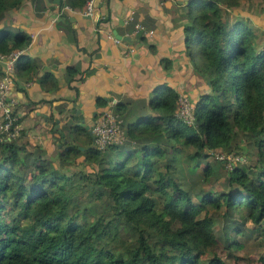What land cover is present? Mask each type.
Wrapping results in <instances>:
<instances>
[{
  "label": "trees",
  "instance_id": "16d2710c",
  "mask_svg": "<svg viewBox=\"0 0 264 264\" xmlns=\"http://www.w3.org/2000/svg\"><path fill=\"white\" fill-rule=\"evenodd\" d=\"M63 1L82 8L85 0ZM21 2L0 0V22ZM100 2L107 8L110 0ZM238 3L182 5L184 51L206 87L193 102L191 123L176 115L177 91L161 81L145 103L152 114L128 119L123 104H111L122 119L120 143L97 149L79 123L68 126L51 155L18 136L0 140V264H231L213 250L217 219L208 207L221 212L227 250L240 246L236 233L264 241V44L257 46L242 14L226 20L223 9ZM28 42L24 29L0 23V52L18 50L15 72L31 65ZM64 72L68 82L82 71L66 65ZM51 76L36 78L43 85ZM104 103L97 95L95 107ZM81 131L85 144L77 141ZM218 148L236 162L216 157ZM209 155L224 168V186L192 190L186 177ZM250 155L253 162L240 161ZM204 160L203 178L212 171ZM258 259L264 264V252Z\"/></svg>",
  "mask_w": 264,
  "mask_h": 264
},
{
  "label": "crops",
  "instance_id": "0c3cea01",
  "mask_svg": "<svg viewBox=\"0 0 264 264\" xmlns=\"http://www.w3.org/2000/svg\"><path fill=\"white\" fill-rule=\"evenodd\" d=\"M58 1L38 0L34 5L32 0H22L17 8L8 9L0 22L11 30L24 29L29 35L23 51L31 65L24 72L14 71L8 93L19 125V143L38 144L51 155L57 151L59 141H65L68 126L78 121L75 110L88 117L92 110L111 108L112 103L120 102L126 117L135 119L141 113L154 112L148 107L143 111V103L158 82L188 93L193 101L206 89L184 51L181 13L185 0H110L107 8L94 0L95 6L100 2L98 11L104 14L98 22L82 13V8ZM244 12L241 14L248 16ZM128 14L132 19L123 22ZM133 21L142 24V31L133 29ZM107 31L127 34L132 39L115 41L106 35ZM66 65H75L82 72L67 82ZM44 71L53 76L41 85L36 77ZM74 94L77 96L73 100ZM97 95L105 99L101 107H95ZM137 100H141V107ZM87 133L91 137L90 130Z\"/></svg>",
  "mask_w": 264,
  "mask_h": 264
},
{
  "label": "rangeland",
  "instance_id": "374dc122",
  "mask_svg": "<svg viewBox=\"0 0 264 264\" xmlns=\"http://www.w3.org/2000/svg\"><path fill=\"white\" fill-rule=\"evenodd\" d=\"M232 9L234 12H232ZM225 13V17L227 21L232 20V18L235 16H239L242 12L248 14V16H244L246 18V21L252 20L250 22L253 30L255 31V40L257 43V46H261L264 44V0H239V3L237 6L232 7L231 9H223ZM246 14V15H247ZM250 18V20H249ZM188 94V93H187ZM189 95V94H188ZM138 105L141 107L142 102L141 100H137ZM135 105V104H133ZM143 111L147 110V106L145 103H143ZM19 135V133H18ZM79 140L81 143L85 144L87 142V138L83 131H81ZM217 154H223L225 155V151L221 148H218L215 150ZM231 159V162H236L235 155H229L227 154ZM213 156H207L204 159H207L211 161L212 171L205 177H201L200 170L198 168L202 167V165L205 163V160L202 158L198 160V167H196V170L193 171V175L187 178L186 183L190 185V188L192 190L196 189L197 187H204L209 188L212 190H219L222 189L224 186V168L218 162L217 159H214ZM253 162L255 160L254 156L250 155L247 159L246 157H240V161L244 162ZM55 163V160H54ZM208 211L213 215L214 218L217 219V221L214 224L215 229V235L218 237V241L216 245L214 246L213 250L220 256L224 257L228 262L231 264H262L260 260L258 259V256L260 254H263L264 252V241L255 233V232H249L246 235L243 233H236L233 235V239L236 240L240 246H236L234 244H229L227 247L229 250L226 249L225 245L222 243L221 238H219L220 232H221V225H222V215L220 211L213 210L211 207H208ZM229 228V227H228Z\"/></svg>",
  "mask_w": 264,
  "mask_h": 264
},
{
  "label": "built area",
  "instance_id": "2783aa9c",
  "mask_svg": "<svg viewBox=\"0 0 264 264\" xmlns=\"http://www.w3.org/2000/svg\"><path fill=\"white\" fill-rule=\"evenodd\" d=\"M94 8V0H85L81 11L92 16ZM97 17L103 19L104 14L99 13ZM131 19L132 15L128 14L123 18V22ZM133 29L142 31V24L139 21H133ZM106 35L115 41L119 40L110 31H107ZM17 53L18 50H11L6 53L0 52V140L15 138L19 133L17 117L12 109L13 101L8 97L9 90L14 83L13 60ZM193 102L186 92H177L175 113L188 124L193 120ZM121 121L122 119L118 113L111 108H103L98 111L94 115L90 127L91 144L97 149H102L109 143H120L123 140ZM215 156L226 160L230 159L221 153L217 154L215 152Z\"/></svg>",
  "mask_w": 264,
  "mask_h": 264
},
{
  "label": "water",
  "instance_id": "95a60500",
  "mask_svg": "<svg viewBox=\"0 0 264 264\" xmlns=\"http://www.w3.org/2000/svg\"><path fill=\"white\" fill-rule=\"evenodd\" d=\"M53 1H56L57 0H53ZM65 3L63 2V5ZM100 5V2H97L96 3V6L93 10V14H92V17L93 19H96L98 14H99V11H98V6ZM116 38L118 39H121V40H124V41H131L132 37H130V35H127V34H120V33H112ZM76 111V114H77V117H78V121L75 122V123H79V124H82L81 126L86 129L87 131L90 130V127H91V124H92V121H93V117L94 115L96 114V111L95 110H92L90 112V115L88 117H83L82 115V112L79 111V110H75ZM55 121L57 122V118L55 119ZM55 122V126L57 125ZM74 124V123H73ZM53 126V127H55ZM57 130L60 132L61 135H63V131L60 130V128H57ZM63 139V138H62ZM58 144V143H57ZM79 148H82V146L79 145Z\"/></svg>",
  "mask_w": 264,
  "mask_h": 264
}]
</instances>
